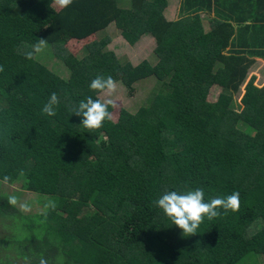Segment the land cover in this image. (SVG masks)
<instances>
[{"label": "trees", "instance_id": "trees-1", "mask_svg": "<svg viewBox=\"0 0 264 264\" xmlns=\"http://www.w3.org/2000/svg\"><path fill=\"white\" fill-rule=\"evenodd\" d=\"M119 1L61 9L54 0H0V185L20 182L50 201L26 217L0 194V264H260L264 86L245 81L264 58V24L253 12L254 24L234 29L212 18L204 32L197 15L164 18L160 0H127L123 9ZM110 25L129 46L151 42L156 64L123 71L108 39L65 50L63 37L86 41ZM37 39L47 46L26 59ZM97 75L128 95L153 86L135 111L89 130L72 110L88 96L102 99L89 88ZM52 92L61 103L48 117L41 108ZM196 188L206 201L238 191L240 206L185 236L153 201Z\"/></svg>", "mask_w": 264, "mask_h": 264}, {"label": "clouds", "instance_id": "clouds-1", "mask_svg": "<svg viewBox=\"0 0 264 264\" xmlns=\"http://www.w3.org/2000/svg\"><path fill=\"white\" fill-rule=\"evenodd\" d=\"M54 3L61 9L69 8L73 0H54ZM38 43L32 46V51L25 54L26 59H31L34 53L41 52L47 46V40L37 39ZM0 71L3 68L0 67ZM118 82L109 76L97 75L91 80L89 88L105 99H94L92 96L81 100L76 107L73 108V115L81 117V126L89 130L100 129L104 125V121L111 118L109 106L113 101L110 97L116 92ZM61 103L60 97L56 92H52L46 103L41 108V114L48 117H55L57 109ZM8 177L4 178V182H8ZM9 203L16 205L18 198L15 195L9 196ZM153 204L168 219L171 220L173 226L178 228L182 235H196L198 228L204 222L205 218L212 220L229 211H238L240 206V193L232 192L227 196H215L208 201L205 200L203 188L187 189L185 191H165ZM21 209L28 210L27 204H21ZM39 264H48L45 257L39 259Z\"/></svg>", "mask_w": 264, "mask_h": 264}, {"label": "rangeland", "instance_id": "rangeland-1", "mask_svg": "<svg viewBox=\"0 0 264 264\" xmlns=\"http://www.w3.org/2000/svg\"><path fill=\"white\" fill-rule=\"evenodd\" d=\"M146 1V0H143ZM153 0H148V2ZM128 5L127 0H120L119 6L123 9L126 8ZM165 7L163 8V14L164 18L169 20V16L172 13V17L176 15V18L179 16V10H165ZM178 19V18H177ZM103 39H108L109 44L107 47V50L113 51L117 57H119L123 63V71H128L133 66L138 64L140 61H146L149 63L150 66H153L156 64L155 59L151 56L152 53V45L151 42H149L147 39H140L138 42L135 43L133 46L127 45L124 40H122L119 30L114 28V25L108 26L102 33H99L96 36H93L89 38L86 41L82 42H74L71 41L65 37L62 38V43L65 48V50L70 53L71 55L78 54V52L81 51V49L86 46L87 44L93 42V41H99ZM211 44L213 45V41H211ZM207 48L208 45H206ZM204 52L209 58H213V55L210 53V49H205V46L203 45ZM214 52V51H213ZM55 60V59H53ZM255 60V64L252 69L249 70V73L247 75V79L245 82H247L248 78L253 77V86L255 88H262L264 86V58L257 57ZM48 68H51L52 66L53 71L58 74L62 75V68L61 66L55 61V64L53 63L52 59H48L47 61ZM153 86V84H145L143 86H139L133 89V92L128 95L126 91L121 89L120 87H117L116 92L113 94L110 99H112L113 103L110 105L112 107V115L111 118L114 119L118 113V110L123 109L127 112H133L136 110L139 101L142 100L144 97V92L148 89H150ZM241 91L243 88L240 89ZM218 91H212L215 96L217 95ZM239 97H235V102L238 103ZM102 99H105L102 97ZM209 101H213V99H209ZM21 183L16 182L13 183L10 186L4 185L3 183L0 185V194L7 196L9 200V196L15 195L18 198V203L16 205H13L15 209L21 214V216H32L38 212H44L45 209L49 208L50 201H47L48 199L39 197L34 194L26 193L21 190ZM21 204H27L28 210L24 211L21 209ZM258 261L260 264H264V256L259 257ZM16 264H21V262H17Z\"/></svg>", "mask_w": 264, "mask_h": 264}, {"label": "crops", "instance_id": "crops-1", "mask_svg": "<svg viewBox=\"0 0 264 264\" xmlns=\"http://www.w3.org/2000/svg\"><path fill=\"white\" fill-rule=\"evenodd\" d=\"M166 5L165 10H179L181 16L197 15L203 26L204 32L208 27L207 21L216 18L222 23H227L234 29L238 26L254 24L251 17L257 15L256 25L264 24V0H160ZM241 11V12H240ZM187 12V13H186ZM240 13H243L240 16ZM176 15L169 16V21H176ZM244 19V20H242ZM260 19V20H258ZM240 20H242L240 22ZM257 33H259L257 31ZM254 36V35H253ZM262 38L261 35L258 36Z\"/></svg>", "mask_w": 264, "mask_h": 264}]
</instances>
